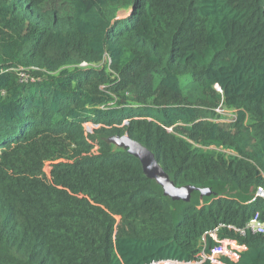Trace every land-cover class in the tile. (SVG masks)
Instances as JSON below:
<instances>
[{
	"label": "trees",
	"instance_id": "1",
	"mask_svg": "<svg viewBox=\"0 0 264 264\" xmlns=\"http://www.w3.org/2000/svg\"><path fill=\"white\" fill-rule=\"evenodd\" d=\"M259 189L264 0H0V264H264Z\"/></svg>",
	"mask_w": 264,
	"mask_h": 264
},
{
	"label": "built area",
	"instance_id": "2",
	"mask_svg": "<svg viewBox=\"0 0 264 264\" xmlns=\"http://www.w3.org/2000/svg\"><path fill=\"white\" fill-rule=\"evenodd\" d=\"M255 197L264 200V192L261 189L257 190ZM244 230H249L254 234H261L264 236V221H261L259 213H255L253 215V217L250 219ZM244 230H237V232H239V235L242 236L244 234ZM211 236L213 237L214 234L211 233ZM215 241L217 240L215 239ZM217 242L219 243V246L216 247L210 253L209 256H206L204 254L201 255L202 261L200 263L209 261L210 264H223L221 261L222 258L235 261L237 260L238 254L241 253V251L243 250L241 246H239L236 242L231 240L223 239ZM215 255H221V257L215 259ZM230 256H234V258L231 259ZM165 264H177V263H165Z\"/></svg>",
	"mask_w": 264,
	"mask_h": 264
},
{
	"label": "water",
	"instance_id": "3",
	"mask_svg": "<svg viewBox=\"0 0 264 264\" xmlns=\"http://www.w3.org/2000/svg\"><path fill=\"white\" fill-rule=\"evenodd\" d=\"M119 20V19H117ZM118 143L120 144V146H123L125 143H128L129 145H131L134 149L133 152H128L130 155L138 158L137 156V152L143 153H147L151 158H152V163L151 165L148 167V173L145 171L146 175L150 178L155 180L163 189V191L165 192L166 195L168 196H173L176 195L174 197H176L177 199L181 200L182 202H187L188 198L187 196H185V191L186 190H192V187H181V188H176L165 176V174L163 173V171L160 169L159 165L157 164V162L154 160L153 156L147 152L146 150L142 149L137 143L130 141L128 138L123 137V138H117ZM120 148V147H119ZM139 159V158H138ZM142 166H143V162L141 159H139ZM144 169V166H143Z\"/></svg>",
	"mask_w": 264,
	"mask_h": 264
},
{
	"label": "rangeland",
	"instance_id": "4",
	"mask_svg": "<svg viewBox=\"0 0 264 264\" xmlns=\"http://www.w3.org/2000/svg\"><path fill=\"white\" fill-rule=\"evenodd\" d=\"M128 14H129L128 12L121 11V13L118 15V18L117 19L123 20V19H125L128 16ZM109 143L114 148H117V149L120 147V149H123V150H125L127 152H133L134 151L133 147L131 145H129L128 143H125L123 146H120V144L117 141V138L110 139ZM137 155H138L137 157L139 159H141L142 162H143L144 170L148 173V167L152 163V158L147 153H145V152H143L141 154H140V152H137ZM190 193H192V190H189V191L186 190L184 194L188 198L189 195H190ZM202 193H207V192L204 191V190H202ZM173 196H176V195H173ZM220 257H221V255H215V259H218ZM230 258L233 259L234 256H230Z\"/></svg>",
	"mask_w": 264,
	"mask_h": 264
}]
</instances>
